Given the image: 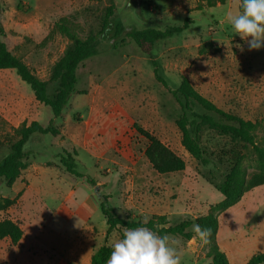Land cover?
Wrapping results in <instances>:
<instances>
[{
    "label": "rangeland",
    "instance_id": "374dc122",
    "mask_svg": "<svg viewBox=\"0 0 264 264\" xmlns=\"http://www.w3.org/2000/svg\"><path fill=\"white\" fill-rule=\"evenodd\" d=\"M239 5L240 0L214 6L206 0H0V39L48 84L50 94L57 87V65L71 44L53 31L57 21L67 18L82 38L95 37L98 50L80 65L76 91L57 119L50 108L36 101L14 70L0 71V161L17 141L15 130L23 123L37 121L48 126L54 121L61 131L59 136L36 134L26 145L32 152L28 167L48 168L25 206L17 204L8 213L0 212V219L18 217L27 208L37 213L32 221L19 217L23 218L18 223L24 237L18 244L0 240V264H90L94 251L102 245L112 246L120 234L114 231L106 238L103 229L107 224L101 211L91 222L75 213L87 192L100 203L103 196L109 197L122 218L146 222L160 208L170 224L177 225L207 215L223 200L217 186L231 168L232 154L243 159L248 175L256 171L257 159L247 146L200 125L189 113L190 131L199 137L210 163L204 166L191 157L177 125L182 108L156 79L152 64L156 62L169 89L176 90L182 79L188 78L220 109L255 122L257 137L264 141V47L249 51L232 30L227 14H237ZM187 18L188 29L157 42L151 55L144 54L124 34L114 33L116 25L163 30L182 26ZM107 21L111 29L102 35ZM237 45H243L244 50ZM193 110L206 113L196 106ZM140 129L180 156L185 169L170 174L154 170L145 155L148 140ZM68 150L78 157L77 170L94 179L95 187L65 171L60 156ZM22 174L16 183L20 184ZM21 183L26 184L25 179ZM14 185L10 188L2 183L0 197H16ZM59 186L66 202L55 216L61 204L55 191ZM238 204L260 207L250 221L255 228L262 227L264 186L246 193ZM193 225L188 229L192 234L189 240L170 236L179 241V254L183 248L193 250L192 259L181 257V264H210L202 259L207 245L198 237L193 239ZM241 240L232 264H246L256 251L252 238Z\"/></svg>",
    "mask_w": 264,
    "mask_h": 264
},
{
    "label": "trees",
    "instance_id": "16d2710c",
    "mask_svg": "<svg viewBox=\"0 0 264 264\" xmlns=\"http://www.w3.org/2000/svg\"><path fill=\"white\" fill-rule=\"evenodd\" d=\"M206 2L209 6H214L218 3L223 4L225 0H206ZM239 10H241L240 7ZM189 23L190 20L187 18L182 26L170 27L163 30L116 25L114 33L115 36L124 34L133 40L144 54L151 55L157 42L183 33L188 29ZM110 27L111 24L107 21L102 28L101 34L104 35L108 32L111 29ZM53 31L67 38L71 43L70 47L66 50L65 56L57 65V87L53 94L49 93L48 84L39 79L21 58L9 51L7 45L1 39L0 71L14 70L19 78L31 88L36 101L50 108L53 117L57 119L63 115L72 95L76 91L77 71L80 65L96 56L98 50L96 38L93 36L82 38L78 30L67 18H61L57 21L54 24ZM152 64L156 79L170 91L182 108V116L177 125L182 136V145L191 157L204 166L210 163L204 156L199 137L193 136L190 131L191 121L189 113L195 117L194 121H199L200 125L247 146L256 157L258 166L254 173L248 175L247 169L243 165V159L232 154L230 156L231 168L221 184L217 186L218 191L223 195V200L216 204L207 215L199 217L195 221L186 220L177 225H171L165 215H152L146 222L122 218L110 205L108 201L109 197L103 196L100 209L108 226L106 238L112 232L117 231L121 239L126 228L146 226L158 231L161 235L167 234L189 240L192 234L188 229L195 223L199 224L202 228L211 229L209 243L206 244L208 248L206 257L211 260V264H230L226 253L220 249L217 242L219 217L229 208L238 204L246 193L257 187L264 186V141L259 140L257 137L258 125L253 121L245 120L220 109L213 101L197 91L186 77L182 79L179 88L176 90L169 89L165 80L159 76L156 62L154 61ZM194 106L199 107L206 113L198 114L194 112ZM15 131L18 139L11 145L8 155L0 161V185L5 183L10 188L16 183L22 172L28 168L27 161L32 152L26 149V145L32 137L36 134L42 136L61 135V131L55 127L54 121H51L48 126H43L37 121L23 123ZM139 132L148 140L145 155L154 170L159 174H170L185 169V161L160 139L146 130L140 129ZM60 164L67 173L77 178H85L88 185L92 187L97 185L94 179L77 170V161L73 154L66 152L65 155H61ZM20 196L21 193L13 199L10 197H0V212L7 211L15 206ZM23 237L24 231L18 222L9 216L0 219V240L8 239L12 244L16 245ZM111 250L112 246L102 245L93 254L90 264H105ZM246 264H264V252L256 253Z\"/></svg>",
    "mask_w": 264,
    "mask_h": 264
},
{
    "label": "clouds",
    "instance_id": "9594fccd",
    "mask_svg": "<svg viewBox=\"0 0 264 264\" xmlns=\"http://www.w3.org/2000/svg\"><path fill=\"white\" fill-rule=\"evenodd\" d=\"M240 11L227 14V21L235 35L244 40L249 51L264 47V0H240ZM243 51V45H237ZM195 238L209 243L210 228L193 225ZM179 241L161 235L146 226L126 228L123 237L112 245L105 264H181Z\"/></svg>",
    "mask_w": 264,
    "mask_h": 264
},
{
    "label": "crops",
    "instance_id": "0c3cea01",
    "mask_svg": "<svg viewBox=\"0 0 264 264\" xmlns=\"http://www.w3.org/2000/svg\"><path fill=\"white\" fill-rule=\"evenodd\" d=\"M74 139H76V137ZM67 152L73 154L74 157L78 159V157L75 156V154L72 151L68 150ZM47 168L48 167L46 166L40 165L35 167L30 166L26 170H24L22 174V179L20 180V184L16 183L13 187V189L17 192V195L20 193L22 194L17 204H20V206L21 205L25 206V202L28 201L31 192L35 191L34 189H37L35 187L39 185L41 186V178L46 174ZM23 179H25L26 184L21 183ZM73 186L74 185H72V189ZM74 190L73 193H76ZM55 191L57 193L56 197L57 198L60 197L59 200L61 201V204L57 207V209L53 213V215L56 216L60 214L62 212L61 210H63V208L65 207L66 197L64 196L60 186L56 187ZM100 204L101 203L99 200L93 198L92 194L87 192L83 200L79 204H77L75 213H77L79 219L91 222V220L94 217H96L101 211ZM27 206L28 205H26V207ZM29 208L32 209L33 206L30 205ZM260 209H261L260 207L256 208L246 204L243 205L236 204L220 215L217 242L220 249L224 253H226L230 261V264L233 263L234 257L237 256L238 253L240 252L238 245L242 244L241 238L244 237L252 238V243L256 245L255 246L256 251L255 253H253L254 255L259 252L261 253L264 252V224L262 225V227L255 228V226H253L252 222L250 221L252 218L251 214L254 212H260ZM28 210L29 209L27 208L25 211L23 210L24 212L20 211V215L18 217L11 216V219L19 222V221H23V218H21L20 220L19 217H26V219L32 221L33 215L35 214L36 210L35 211L29 210L32 216H29ZM159 210L160 208L156 210V212L154 211L153 212L154 215H162V214L165 215V212L161 213ZM8 212L9 210L7 211V213ZM36 215L37 213L34 216ZM224 221H225V225L223 226ZM37 223H39L38 220ZM240 223H243L242 228H240L239 226ZM103 230H104V234L106 235L108 226ZM192 251H193L192 249L183 248V250L180 252V255L181 257L192 259L193 257ZM202 259L209 260L211 264V260L206 256H204Z\"/></svg>",
    "mask_w": 264,
    "mask_h": 264
},
{
    "label": "water",
    "instance_id": "95a60500",
    "mask_svg": "<svg viewBox=\"0 0 264 264\" xmlns=\"http://www.w3.org/2000/svg\"><path fill=\"white\" fill-rule=\"evenodd\" d=\"M97 191H98V187H97Z\"/></svg>",
    "mask_w": 264,
    "mask_h": 264
}]
</instances>
